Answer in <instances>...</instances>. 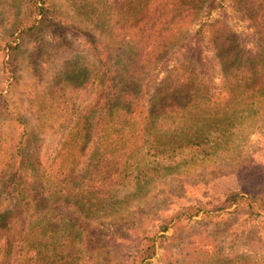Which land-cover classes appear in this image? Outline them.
Returning a JSON list of instances; mask_svg holds the SVG:
<instances>
[{
	"label": "trees",
	"instance_id": "16d2710c",
	"mask_svg": "<svg viewBox=\"0 0 264 264\" xmlns=\"http://www.w3.org/2000/svg\"><path fill=\"white\" fill-rule=\"evenodd\" d=\"M23 2L26 10L16 22L20 33L33 31L48 11L47 0ZM218 6V0L110 2L100 24L110 32L112 60L96 45L99 83L95 86L94 78L90 82L86 69L78 73L83 88H97L96 96L76 97L71 79L68 91L53 87V101L62 102L63 114L55 130L51 127L56 143L51 145L49 170L41 171L43 182L31 205L35 218L25 222L26 206L20 202H15L18 214L11 208L3 211L0 264H100L102 250L90 245L87 227L80 231L59 214L61 208L74 209L92 221L88 218L94 212L110 209L107 202L131 174L136 177L133 172L144 178L150 175L153 167L145 163L147 156L173 160L189 149L192 158L204 160L246 151L247 139L264 129V0H231L234 14L251 29L249 48L225 19L202 22ZM194 26L198 28L193 32ZM210 50L218 86L208 72ZM65 118L69 119L63 122ZM20 173L15 170L9 178L12 187L20 184ZM251 197L248 188H241L224 197L217 208L235 205L248 217L256 209L264 211V196ZM92 222L97 225L91 228L88 222L89 230L103 232ZM167 230L161 224L159 231ZM75 234H80L79 242ZM110 235L120 247L131 241L128 236ZM136 237L135 250L110 264H145L154 257L155 237L145 230ZM213 264L264 262H254L246 253L213 250Z\"/></svg>",
	"mask_w": 264,
	"mask_h": 264
},
{
	"label": "rangeland",
	"instance_id": "374dc122",
	"mask_svg": "<svg viewBox=\"0 0 264 264\" xmlns=\"http://www.w3.org/2000/svg\"><path fill=\"white\" fill-rule=\"evenodd\" d=\"M111 1L47 0L48 11L36 28L20 33L16 22L26 10L23 0H0V217L6 208L18 214L15 202H20L26 206L25 222L35 218L31 205L43 182L41 171L49 170L51 145L56 143L53 130L63 114L62 102L53 101V87L68 91L71 79L76 97L96 96L95 86L102 76L96 45L112 60L108 55L110 32L100 24ZM218 1L217 9L205 14L202 22L225 19L241 34L247 48L251 47L248 23L234 14L231 0ZM203 34L207 41V27ZM8 46L14 49L9 51ZM210 51L208 72L218 86ZM82 69L90 72V82L96 80L91 89L83 88L78 78ZM245 145L246 151L239 155L219 153L204 160L192 158L193 150L189 149L173 160L145 157V163L153 167L150 175L144 178L133 172L136 177L131 174L107 202L112 204L110 209L96 211L88 218L102 227L99 235L91 230L97 224L86 221L74 209L61 208L59 214L76 223L80 231L87 227L90 245L102 250L100 264L126 259L143 230L155 237V255L145 264H213V250L246 253L254 262H264V211L256 209L257 213L248 217L235 205L217 208L224 197L241 188H248L251 198L264 196V129L250 136ZM161 165L164 167L156 168ZM15 170L21 171L22 180L12 187L8 180ZM252 206L258 207L255 202ZM88 222L93 224L90 230ZM161 224L168 226L164 233L159 231ZM110 234L128 236L131 241L120 247ZM78 235L75 242H79Z\"/></svg>",
	"mask_w": 264,
	"mask_h": 264
}]
</instances>
